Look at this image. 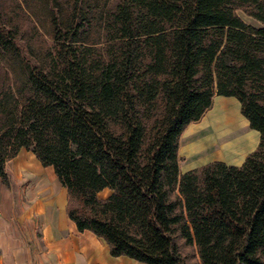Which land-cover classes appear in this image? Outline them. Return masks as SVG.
<instances>
[{"label":"trees","instance_id":"16d2710c","mask_svg":"<svg viewBox=\"0 0 264 264\" xmlns=\"http://www.w3.org/2000/svg\"><path fill=\"white\" fill-rule=\"evenodd\" d=\"M22 1L49 45L30 62L0 22V182L24 147L110 256L183 264L193 245L200 264H264V0ZM213 94L237 100L256 146L180 172V133Z\"/></svg>","mask_w":264,"mask_h":264},{"label":"rangeland","instance_id":"374dc122","mask_svg":"<svg viewBox=\"0 0 264 264\" xmlns=\"http://www.w3.org/2000/svg\"><path fill=\"white\" fill-rule=\"evenodd\" d=\"M117 1L108 0L107 5ZM235 13L243 22L252 26H259V23L245 14L242 9H236ZM0 22L4 26L16 30V44L22 56L30 62H33L34 57L39 56L49 45L47 36L39 27L36 19L30 15L22 0H0ZM2 68L3 63L0 60V83H7L10 80L8 76H5ZM222 103L233 109L234 115L237 116V122L246 124L248 127L247 122L239 113L238 102L233 96L214 94L209 107L197 120L188 123L180 133L178 144L180 140L179 150L182 155L179 158L182 162L186 158L188 160L190 158L196 159L200 162L211 160L235 162L247 153L251 143H255L252 145L255 147L258 134L252 128H248L250 130L247 135L248 139L241 145L240 143L233 144L234 141L232 144L223 145L219 141L221 137L219 135L217 137L216 133H213L215 127L209 123L212 115ZM191 125H198V129H210L204 138L196 141L197 144L201 145H197L195 149L185 144ZM106 193L107 190L102 189L98 195L104 196ZM26 224H23V219L15 213L1 221L0 228L7 232L0 234V264H100L98 259L92 258L91 254L89 255L81 248L80 252H71L69 247L64 249L66 239H98L91 232H78L75 228H69L63 238L65 240L55 242L54 250H48L46 239L50 236L45 233V228L38 221L30 220V217ZM78 245L80 246L81 243L79 242ZM180 252L183 264H200L193 245H182Z\"/></svg>","mask_w":264,"mask_h":264},{"label":"crops","instance_id":"0c3cea01","mask_svg":"<svg viewBox=\"0 0 264 264\" xmlns=\"http://www.w3.org/2000/svg\"><path fill=\"white\" fill-rule=\"evenodd\" d=\"M220 106L227 105L222 103ZM244 125L246 126V124ZM190 128L187 136L189 142L195 140L197 138L195 136L196 131L201 130L198 129V125H191ZM246 128L250 132L248 129L250 127ZM185 144L187 143L185 142ZM253 144L255 143L249 145L248 151L253 149ZM179 149L180 140L177 147L178 169L180 172L205 162L191 158L189 160L186 158L182 162L179 158L182 155ZM245 155L240 157L239 161L224 162L238 165L242 162ZM4 170L7 182H0V223L12 213L18 214L25 225H27L26 221L30 217V220L38 221L45 228V233L50 236L48 237L50 239H46V247L48 250H54V243L64 241L65 239L63 238L67 230L74 228L73 223L67 219L64 212L66 201L65 187L60 184L50 165H42L34 153L24 147H20L13 157L5 160ZM104 189L107 190L106 188ZM3 232L7 231H2V228H0V234ZM66 241L67 244L65 243L64 249L69 247L71 252H80L83 249L89 255L91 254L92 258L98 259L100 264H146L124 255L110 256L106 243L99 237L98 239H66ZM79 242L81 243L80 246L78 245Z\"/></svg>","mask_w":264,"mask_h":264},{"label":"bare ground","instance_id":"6f19581e","mask_svg":"<svg viewBox=\"0 0 264 264\" xmlns=\"http://www.w3.org/2000/svg\"><path fill=\"white\" fill-rule=\"evenodd\" d=\"M209 124L214 125L215 132L213 133H216L217 137L218 135L221 137L219 141H221L223 145L232 144L233 141V144L240 143L241 145L248 139L247 135L249 132L246 126L243 123L237 122V116L236 114L234 115L233 109L229 106L218 107L212 115ZM209 130L208 128H202L196 131L195 136L197 138L191 142L186 140V145L195 149L197 145H201L199 143L197 144L196 141L204 138L207 135L206 133L210 132Z\"/></svg>","mask_w":264,"mask_h":264}]
</instances>
